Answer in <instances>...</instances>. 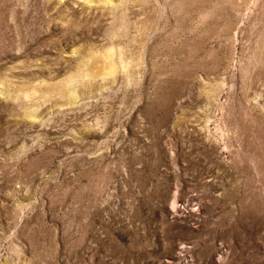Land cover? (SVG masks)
I'll return each instance as SVG.
<instances>
[{
	"label": "rangeland",
	"instance_id": "obj_1",
	"mask_svg": "<svg viewBox=\"0 0 264 264\" xmlns=\"http://www.w3.org/2000/svg\"><path fill=\"white\" fill-rule=\"evenodd\" d=\"M0 264H264V0H0Z\"/></svg>",
	"mask_w": 264,
	"mask_h": 264
}]
</instances>
